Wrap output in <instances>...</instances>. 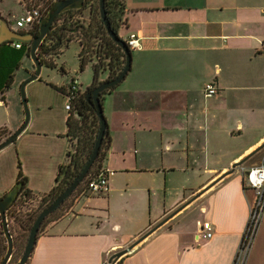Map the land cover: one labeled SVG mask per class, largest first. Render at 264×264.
<instances>
[{"label":"crops","instance_id":"1","mask_svg":"<svg viewBox=\"0 0 264 264\" xmlns=\"http://www.w3.org/2000/svg\"><path fill=\"white\" fill-rule=\"evenodd\" d=\"M125 6L118 35L136 33L140 46L124 79L101 99L108 189L79 194L38 234L26 264H106L132 244L116 264H232L255 198L242 169L264 158V147L253 153L264 143V0ZM23 12L22 5L17 14L0 11V26L29 31L11 25ZM16 43L0 44V128L10 133L24 119L22 102L9 99L15 73L30 58ZM210 81L217 93L208 96ZM59 93L58 119L26 98L28 123L0 150V197L13 190L19 169L36 196L53 187L69 147L68 100ZM205 221L213 235L197 242ZM245 264H264V217Z\"/></svg>","mask_w":264,"mask_h":264},{"label":"trees","instance_id":"2","mask_svg":"<svg viewBox=\"0 0 264 264\" xmlns=\"http://www.w3.org/2000/svg\"><path fill=\"white\" fill-rule=\"evenodd\" d=\"M54 2L52 1L47 5L44 14L52 8ZM125 8V0H105L106 16L111 29L117 34L118 28L124 23ZM85 10H87L86 16H84ZM38 26L28 30L37 34ZM71 41L79 43L77 59L80 70H83L88 63L91 64L92 80L90 85L83 90L79 84L75 90L71 89V83L75 81L74 79L66 87L53 85L65 94L70 103L67 117L69 147L65 155V161L57 170L53 187L41 196H36L27 188V178L20 169L18 170L16 182L13 186L16 192L6 210L8 229L13 238V251L10 257L12 264L17 262L22 255L29 230L38 213L69 185L82 169L91 153L98 133L99 119L95 113L92 99L87 97L86 94L102 81L114 78L125 63L123 49L109 36L102 22L99 12V0H84L80 7L63 10L56 16L50 30L37 48L40 62L47 67H56L55 59ZM22 44L26 46V54L28 55L30 45L27 43ZM59 70L64 72L63 67H59ZM11 77L9 75L6 81L7 85L11 81ZM114 87L102 91L100 101L103 95ZM9 134L10 132L4 128H0V139ZM108 146L109 134L106 128L99 154L90 170L69 196L43 220L38 234L44 231L48 223L62 216L79 194H84L88 191V181L104 170L102 161ZM68 200L69 203H67ZM34 202H36L35 206L32 205ZM14 228L17 231L16 235L13 233ZM5 249H7V241L0 218V262L5 255Z\"/></svg>","mask_w":264,"mask_h":264},{"label":"water","instance_id":"3","mask_svg":"<svg viewBox=\"0 0 264 264\" xmlns=\"http://www.w3.org/2000/svg\"><path fill=\"white\" fill-rule=\"evenodd\" d=\"M84 0H56L52 6V8L44 15L42 18L39 26H38V33L34 34L32 31L28 32H21L19 30L12 29L8 26L6 22H2L0 26V44L3 42H10V41H18L21 43H28L30 45L29 49V56L33 60L35 70L32 74H30L28 77H26L21 85H20V94H21V101L23 105L24 110V119L18 128H16L13 132H11L5 139L0 141V150L4 148L5 146L12 143L16 137L23 131L25 126L28 123L29 120V109L27 104V99L25 96V85L30 82L31 80H34L38 78L41 70L42 63L40 62L38 55H37V48L46 35V33L50 30L52 22L56 18V16L62 12L63 10L69 9V8H75L80 7L83 4ZM99 12L100 17L102 19V22L107 30V33L109 36L123 49L125 53V63L121 71L111 79H106L102 81L100 84L95 86L86 94L87 97L91 98L94 104L95 113L99 119V128L98 133L96 136V139L94 141L93 148L91 150V153L86 160L84 166L79 171V173L76 175V177L69 183L68 186L64 188V190L46 207H44L36 216L30 230L28 233V237L24 246V250L22 252V255L18 259L17 262L14 264H26L28 258L31 255V252L33 250L34 244L36 242V238L38 236V231L41 223L43 220L54 210L56 209L63 200L69 196V194L77 187V185L84 179L88 171L90 170L92 164L94 163L96 157L99 154L100 146L102 143V139L104 137L105 129L107 128L106 119L103 113L101 101H100V94L102 91L108 88H112L116 85H118L126 76L128 71L131 67V50L127 46L126 42L117 34L115 33L111 27L109 20L106 16L105 11V0H99ZM262 147H264V143L259 146L256 150H254L253 153L260 150ZM252 153V154H253ZM246 159V158H245ZM237 162L234 164L233 167L241 165L244 160ZM16 190L13 189L9 192V194L0 197V218L2 222V229L4 236L7 241V249L5 252V255L0 262V264H7L10 260V257L12 255L13 251V238L10 234V231L8 229V223L6 218V210L9 206V204L12 202L14 198ZM134 244L130 245L128 248H125L112 256L108 259L106 264H116V260L119 256L129 251Z\"/></svg>","mask_w":264,"mask_h":264},{"label":"rangeland","instance_id":"4","mask_svg":"<svg viewBox=\"0 0 264 264\" xmlns=\"http://www.w3.org/2000/svg\"><path fill=\"white\" fill-rule=\"evenodd\" d=\"M52 1L56 0H0V11L10 13L9 15L17 14L19 11H21V5L23 6L24 10L32 4L39 5L46 9L47 5ZM86 14L87 10L84 11V16H86ZM15 19L16 18L11 20L10 18L11 25L13 27H15ZM78 49L79 43L77 41H71L69 46L64 49V52L55 59L57 63L56 67L52 68L43 65L38 78L31 80L27 84L26 98L28 99V102H30V105L34 101L40 103L42 107L41 113L46 115L49 119H58L61 116L59 102L62 101V98L59 91L56 88L47 85V83L56 86L60 85L62 82L69 83L71 82L72 78H77V81L81 83V87L84 89L85 86L88 85L92 80V67L90 63H88L83 70H80L77 59ZM23 61L22 67L16 70L15 82L12 86L13 94L9 96L10 100H17L19 103L22 102L20 94L21 79H25V69H31V64L33 63L31 58H26ZM59 67H63L65 71L61 72ZM45 106L48 107L46 111H44ZM6 137H3L0 139V141ZM69 200L67 203H69ZM35 204L36 202L32 203L33 206H35ZM13 233L14 235L17 234L15 228L13 229ZM7 264H12L11 260H9Z\"/></svg>","mask_w":264,"mask_h":264},{"label":"built area","instance_id":"5","mask_svg":"<svg viewBox=\"0 0 264 264\" xmlns=\"http://www.w3.org/2000/svg\"><path fill=\"white\" fill-rule=\"evenodd\" d=\"M46 9L39 5H29L24 9L22 15L15 19V26L18 29L32 28L38 26L44 17ZM130 50L140 46V39L136 33H130L124 40ZM21 43H16V47H21ZM78 86L76 81L71 83V89L75 90ZM71 91V90H70ZM206 95H213L217 93V88L213 82H207L204 86ZM68 100V98H67ZM67 110L70 109L69 100L65 105ZM243 179L246 185L254 190L255 198L249 208V218L242 236L241 242L238 246L232 264H245L249 249L251 247L256 229L264 217V158L260 163L253 164L247 168L242 169ZM88 191L90 192H104L108 189L107 184V170L91 178L87 183ZM87 191V192H88ZM213 235V228L209 221L201 224V228L197 234V242L208 240Z\"/></svg>","mask_w":264,"mask_h":264},{"label":"flooded vegetation","instance_id":"6","mask_svg":"<svg viewBox=\"0 0 264 264\" xmlns=\"http://www.w3.org/2000/svg\"><path fill=\"white\" fill-rule=\"evenodd\" d=\"M29 29V28H28ZM17 30V29H16ZM22 32H24V31H22ZM28 32V31H27ZM28 44V43H27Z\"/></svg>","mask_w":264,"mask_h":264}]
</instances>
